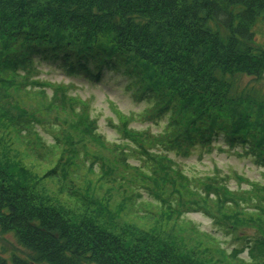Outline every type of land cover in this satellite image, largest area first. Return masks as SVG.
Segmentation results:
<instances>
[{
  "label": "trees",
  "instance_id": "obj_1",
  "mask_svg": "<svg viewBox=\"0 0 264 264\" xmlns=\"http://www.w3.org/2000/svg\"><path fill=\"white\" fill-rule=\"evenodd\" d=\"M258 20L264 23V0H0V70L47 65L96 86L126 79L128 91L151 105L149 121L169 119L172 148L181 147L179 139L195 148L220 133L231 148L252 141L255 151L262 149L253 158L263 159L264 107L254 112L249 99L232 91L234 80L263 77L264 53L251 28ZM13 85L0 80L4 91L18 89ZM169 178L159 181L174 185ZM31 180L17 163L0 162V232L21 247V256L0 257V264H201L157 234L129 239L72 223L43 205ZM214 182L207 176L199 186L210 191ZM179 187L172 195L194 192ZM228 188L219 196L241 197ZM249 201L264 202V193ZM216 203L227 208L217 211L229 214L231 227H257L245 242L249 259L264 264V204L241 219L243 213L229 210L241 206L237 200Z\"/></svg>",
  "mask_w": 264,
  "mask_h": 264
},
{
  "label": "rangeland",
  "instance_id": "obj_2",
  "mask_svg": "<svg viewBox=\"0 0 264 264\" xmlns=\"http://www.w3.org/2000/svg\"><path fill=\"white\" fill-rule=\"evenodd\" d=\"M251 28L255 46L264 53V23L258 20ZM261 78L233 81L234 96L249 99L254 112L264 107V73ZM9 79L18 89H0V162L17 163L31 174L45 207L61 210L72 223H90L115 236L157 234L174 240L201 264H263L249 259L245 242L257 227H231L229 214L220 217L217 211L227 208L216 203L219 198L237 200L245 209L236 205L229 210L243 213L241 219L255 212L254 205L264 204H246L264 193V167L259 165L264 158H253L262 149L255 151L252 141L231 148L217 133L195 148L180 139L181 147L172 148L169 119L149 121L151 105L128 91L126 79L96 86L40 64L24 73L0 70V80ZM20 110L25 112L21 117ZM163 175L174 185L162 184ZM207 176L215 181L210 191L199 186ZM179 185L194 192L172 195L181 192ZM225 186L241 197H220ZM20 251L11 234L0 232L1 258L21 256Z\"/></svg>",
  "mask_w": 264,
  "mask_h": 264
},
{
  "label": "bare ground",
  "instance_id": "obj_3",
  "mask_svg": "<svg viewBox=\"0 0 264 264\" xmlns=\"http://www.w3.org/2000/svg\"><path fill=\"white\" fill-rule=\"evenodd\" d=\"M235 147H239V146H235Z\"/></svg>",
  "mask_w": 264,
  "mask_h": 264
}]
</instances>
